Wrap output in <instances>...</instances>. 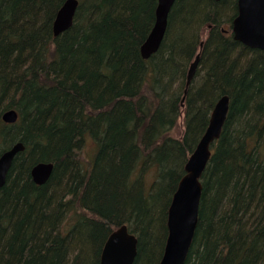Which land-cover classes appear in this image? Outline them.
I'll use <instances>...</instances> for the list:
<instances>
[{
    "label": "trees",
    "instance_id": "16d2710c",
    "mask_svg": "<svg viewBox=\"0 0 264 264\" xmlns=\"http://www.w3.org/2000/svg\"><path fill=\"white\" fill-rule=\"evenodd\" d=\"M64 1L0 0V155L25 147L0 188V264H100L121 225L137 237L133 264H159L173 193L223 95L184 264H264V51L221 31L236 0H175L147 60L157 0H78L54 37ZM9 109L14 125L1 121ZM38 162L53 164L42 185L30 177Z\"/></svg>",
    "mask_w": 264,
    "mask_h": 264
},
{
    "label": "water",
    "instance_id": "95a60500",
    "mask_svg": "<svg viewBox=\"0 0 264 264\" xmlns=\"http://www.w3.org/2000/svg\"><path fill=\"white\" fill-rule=\"evenodd\" d=\"M220 1V0H214ZM175 0H157L154 23L140 47L142 59L155 54L165 36L168 16ZM78 0H65L58 9L52 23V33L57 37L72 24ZM237 12L231 22L234 41L251 49L264 51V0H236ZM202 43L199 48L201 49ZM199 54L190 63L186 76L184 95L199 62ZM184 101V96L181 103ZM229 110V97L221 96L215 103L208 125L195 149L184 165V174L177 184L167 212V236L159 264H184L189 253L198 222L199 203L202 193L201 178L211 156V147L219 139ZM18 113L9 109L1 114V121L7 125L17 122ZM25 147L16 142L0 155V188L5 184L13 159ZM53 171L52 163L38 162L30 169L34 184L42 185ZM137 237L126 225H121L107 237L101 254L100 264H133L137 254Z\"/></svg>",
    "mask_w": 264,
    "mask_h": 264
},
{
    "label": "rangeland",
    "instance_id": "374dc122",
    "mask_svg": "<svg viewBox=\"0 0 264 264\" xmlns=\"http://www.w3.org/2000/svg\"><path fill=\"white\" fill-rule=\"evenodd\" d=\"M222 27L225 28V29H228L229 28V24L225 23V24H223ZM199 74L201 75L202 72L200 71ZM183 123H184L183 116L181 115L179 117L178 121H177V124L175 125V127L171 131V135L173 137L179 138L183 134V130H184V124ZM95 152H96L95 144L93 142H91V141H88L86 143L85 149H84L85 156L88 157V159H90V158H92L94 156ZM149 175H147V174L145 175V178H146L148 183L152 180L154 174L152 172H149Z\"/></svg>",
    "mask_w": 264,
    "mask_h": 264
},
{
    "label": "flooded vegetation",
    "instance_id": "af4514ba",
    "mask_svg": "<svg viewBox=\"0 0 264 264\" xmlns=\"http://www.w3.org/2000/svg\"><path fill=\"white\" fill-rule=\"evenodd\" d=\"M236 12H237V7H236ZM235 17V16H234ZM233 20V19H232ZM232 22V21H231ZM221 31L223 32V33H226V34H231L232 35V33H231V24H230V26H229V28L228 29H225V28H221Z\"/></svg>",
    "mask_w": 264,
    "mask_h": 264
},
{
    "label": "bare ground",
    "instance_id": "6f19581e",
    "mask_svg": "<svg viewBox=\"0 0 264 264\" xmlns=\"http://www.w3.org/2000/svg\"><path fill=\"white\" fill-rule=\"evenodd\" d=\"M144 41H145V40H144ZM142 44H143V43H142ZM142 44H141V45H142ZM140 47H141V46H140ZM187 88H188V87H187ZM186 91H187V90H186ZM185 94H186V92H185ZM210 114H211V113H210ZM173 194H174V193H173ZM171 200H172V199H171Z\"/></svg>",
    "mask_w": 264,
    "mask_h": 264
}]
</instances>
